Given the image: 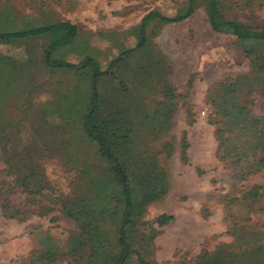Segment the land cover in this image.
I'll use <instances>...</instances> for the list:
<instances>
[{
	"label": "rangeland",
	"instance_id": "rangeland-1",
	"mask_svg": "<svg viewBox=\"0 0 264 264\" xmlns=\"http://www.w3.org/2000/svg\"><path fill=\"white\" fill-rule=\"evenodd\" d=\"M185 1L0 0V33L56 22L76 27L71 41L50 53L51 61L71 68L41 67V56L51 43L48 35L0 43V180L10 182L3 176L2 158L10 146L16 141L32 146V163L46 183L37 199L53 208L47 215L27 216L23 222L0 214V264H90L86 246L68 254V240L77 228L50 198L78 195L76 186L92 181L103 164L87 140L69 130H56L54 116L47 118L45 108L49 100L54 105L70 99L65 94L74 87L76 93H83L89 81L76 72H89L79 69L86 58L100 72H109V64L129 50L113 76L101 79L100 95L129 104V139L122 149L129 152L134 170L142 169L147 157L153 159L162 171L164 186V194L134 215L131 246L135 254L129 264H138L136 255L150 264H191L201 251L210 253L220 244L231 243L227 229L246 214L225 196L239 186L264 188V172L243 183L229 178L228 170L214 157L208 102L222 79L247 71V61L232 36L210 30L201 0L180 22H150L145 43L136 47L137 26L146 13L155 10L172 16ZM215 1L226 20L250 27L264 25V6L260 5L264 0ZM165 105H172L173 110L158 124L156 112ZM252 112L264 116L263 97L255 98ZM182 137L187 146L185 162L179 158ZM23 191H14L11 199L16 204L25 199ZM258 206L247 214L251 223L264 221L263 214L256 212ZM160 215L173 220L158 226L155 220ZM43 253L54 254L56 261L48 263Z\"/></svg>",
	"mask_w": 264,
	"mask_h": 264
},
{
	"label": "trees",
	"instance_id": "trees-1",
	"mask_svg": "<svg viewBox=\"0 0 264 264\" xmlns=\"http://www.w3.org/2000/svg\"><path fill=\"white\" fill-rule=\"evenodd\" d=\"M195 1L186 0L172 16L161 15L155 10L146 13L137 26L136 35L140 38L136 47L140 48L145 43L150 22L158 25L180 22L196 8ZM201 1L207 10L206 20L210 30L232 36L247 61V71L222 79L213 87V100L208 102L211 107L208 124L213 126L212 135L216 144L214 157L228 170L232 181L243 183L249 177L264 172V116L252 112L255 98H264V25L250 27L226 20L219 15L215 0ZM260 5L264 6V1ZM75 34L74 25L56 22L24 31L0 33V43L48 35L51 43L41 56V67L47 70L71 68L74 66L51 61L50 53L71 41ZM127 53L123 52L109 64V72H100L95 63L86 58L79 69L87 68L89 72H76L88 78L89 83L83 93L79 95L74 87L65 94L70 99L54 105L49 100L48 108H45L47 118L54 116L56 130H69L76 138L87 140L93 147L94 155L103 164L101 173L96 174L92 181L76 186L78 195L50 198L51 204L57 201L60 211L73 220L77 228V233L68 240L71 244L68 254L81 252L86 246L90 264H129L130 257L135 254L131 246L134 215L140 207L164 194L163 174L153 159L147 157L145 166L134 170L129 152L122 149L129 139L126 133L129 131V104L120 105L118 101L100 95L101 79L113 76V69ZM118 92H123V88ZM215 100H220L218 105L214 104ZM172 110V105L159 109L156 112L158 124ZM43 123L47 125L49 122L45 120ZM186 148L182 137L179 147L182 162L186 160ZM32 151V146L23 147L22 141H16L2 156L5 166L3 176L10 178L8 184L0 180V214L4 219L23 222L27 216H44L53 209L52 205L42 204L37 199L46 183L40 179L32 163ZM20 189L24 190L26 197L16 204L11 197L14 191ZM228 196L225 199L242 208L245 218H240L237 224L227 229L226 233L232 237L231 243L220 244L210 253L201 251L191 264H264V221L261 224L251 223L246 218L247 214L254 212L252 207L258 205L256 212L264 217V188L239 186ZM172 220L171 216L160 215L155 223L162 226ZM42 255L48 263L56 261L54 254ZM136 261L138 264H150L137 255Z\"/></svg>",
	"mask_w": 264,
	"mask_h": 264
}]
</instances>
